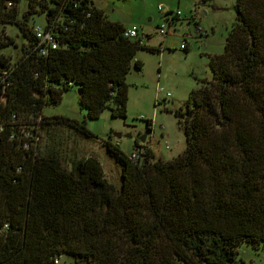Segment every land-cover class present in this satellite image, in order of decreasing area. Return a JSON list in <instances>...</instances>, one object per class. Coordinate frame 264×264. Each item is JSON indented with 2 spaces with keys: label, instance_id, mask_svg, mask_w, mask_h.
I'll use <instances>...</instances> for the list:
<instances>
[{
  "label": "trees",
  "instance_id": "trees-1",
  "mask_svg": "<svg viewBox=\"0 0 264 264\" xmlns=\"http://www.w3.org/2000/svg\"><path fill=\"white\" fill-rule=\"evenodd\" d=\"M19 1L0 0V24L26 41L14 62L0 55V264H54L60 255L80 264H236L240 244L264 245V0H234L223 49L207 56L210 78L173 111L185 141L176 157L154 159L142 145L134 163L101 142L119 168L118 190L95 157L62 169L54 154L22 148L19 128L32 131L39 116V129L94 138L84 117H45L41 108L75 85L87 118L104 109L123 118L125 76L141 67L136 50L159 48L123 36L91 0H23L18 18ZM32 14L44 15L56 41L45 55L27 25ZM12 44L1 29L0 49Z\"/></svg>",
  "mask_w": 264,
  "mask_h": 264
},
{
  "label": "rangeland",
  "instance_id": "rangeland-1",
  "mask_svg": "<svg viewBox=\"0 0 264 264\" xmlns=\"http://www.w3.org/2000/svg\"><path fill=\"white\" fill-rule=\"evenodd\" d=\"M105 12L110 21L121 24L123 28L134 26L146 35L144 43L157 47L159 51L139 48L134 58L141 67H131L125 76L126 104L124 117H112L104 109L96 118H87L85 110L77 103V87L72 85L63 91L55 103L45 104L41 114L45 117L59 115L77 121L84 117L85 127L95 136L88 140L77 136L72 130L62 126L47 125L37 129L33 146L37 155L54 154L59 167L71 168L73 161L92 156L99 162L104 178L118 190L120 186L119 168L105 154L101 142L110 140L117 143L122 152L132 151V143L148 146L154 159L168 160L176 157L185 146L180 122L173 111L183 108V103L191 89L199 85L198 80L210 78L207 56L221 53L224 39L234 21V0H93ZM176 10L180 16L173 23H167ZM17 17L25 11V2L16 5ZM168 11L166 15L164 12ZM188 16V17H186ZM198 18V25L207 33L205 36H189V48H178L183 34L184 19L194 27L191 18ZM164 25V34L158 27ZM185 24V25H186ZM27 25H45L43 14H32ZM178 27L177 32L174 28ZM13 40L11 46L1 48L0 55L10 63L26 46L13 24H0V30ZM190 32V29H188ZM208 38L206 43L205 38ZM158 89L161 91L157 92ZM169 95L166 96L165 93ZM145 120H149L146 130ZM145 132L144 140L138 138ZM118 134V136H115ZM142 153V151H140ZM79 258L60 255L56 264H80ZM236 264H264V245L257 248L242 243L235 253Z\"/></svg>",
  "mask_w": 264,
  "mask_h": 264
},
{
  "label": "built area",
  "instance_id": "built-area-1",
  "mask_svg": "<svg viewBox=\"0 0 264 264\" xmlns=\"http://www.w3.org/2000/svg\"><path fill=\"white\" fill-rule=\"evenodd\" d=\"M7 5H9V2H7ZM180 16V11L179 10H176L173 14L172 17H169L167 19V23H173L174 22V19H177L179 18ZM186 22L188 23L189 21H185L184 22V30H183V34H181V40L178 44V48L183 50L187 45H188V42H187V37L193 35V36H200V37H203L206 35V32L196 23H194V27L193 28H189V26L186 24ZM186 24V25H185ZM177 28L175 27L174 28V31L177 32L176 30ZM188 29H190V32L188 31ZM31 32L34 36V38L36 39V44H35V49H36V52L39 54V55H45L47 50L48 49H54L56 48V41L54 40L53 36L51 33H49L48 31H45L43 27L39 26V25H32L31 27ZM158 32L160 34H164L165 31H164V25L161 24L159 27H158ZM122 34L123 36L125 37H128V38H139V42H144V39L145 37L143 36V34H141L138 29L134 26H131V27H128V28H124L122 30ZM161 91V89H158L156 91L159 92ZM166 96L169 95L168 92L165 93ZM34 120V126H33V130L30 131L28 129H26L25 127H20L19 128V132L21 134V136L24 138V142L22 143V148L24 149H27L28 147H30L34 152H35V147L33 146V142L34 140L30 137L32 136H36V132H37V129H38V121H39V116ZM138 146H136L135 148H132V151L130 153L127 154V158L136 163V162H139L141 160V152L142 151V143H137ZM54 264L57 263V259H54Z\"/></svg>",
  "mask_w": 264,
  "mask_h": 264
},
{
  "label": "crops",
  "instance_id": "crops-1",
  "mask_svg": "<svg viewBox=\"0 0 264 264\" xmlns=\"http://www.w3.org/2000/svg\"><path fill=\"white\" fill-rule=\"evenodd\" d=\"M92 1V4H93V6H95L96 8H98V9H100L101 11H103L100 7H99V5H97V3H95L93 0H91ZM103 13L105 14V12L103 11ZM106 15V14H105ZM107 17V16H106ZM186 17H188V16H186ZM108 19V18H107ZM109 20V19H108ZM190 19H187V18H185L184 19V21H189ZM191 20H192V22H194V23H196V24H199L198 23V18H191ZM177 29H178V27H176ZM202 28V27H201ZM176 29V30H177ZM203 29V28H202ZM204 30V29H203ZM205 31V30H204ZM206 32V31H205ZM207 33V32H206ZM205 40H206V43H207V41H208V38L206 37L205 38ZM188 46V45H187ZM188 48H189V46H188Z\"/></svg>",
  "mask_w": 264,
  "mask_h": 264
},
{
  "label": "water",
  "instance_id": "water-1",
  "mask_svg": "<svg viewBox=\"0 0 264 264\" xmlns=\"http://www.w3.org/2000/svg\"><path fill=\"white\" fill-rule=\"evenodd\" d=\"M78 91L76 90V93H77ZM144 135H145V132L138 138V140L140 141V142H142L143 140H144ZM115 136H118V134H115ZM154 160V159H153Z\"/></svg>",
  "mask_w": 264,
  "mask_h": 264
}]
</instances>
